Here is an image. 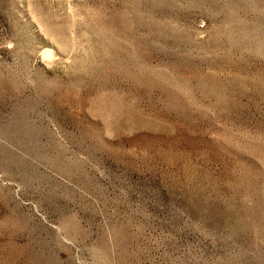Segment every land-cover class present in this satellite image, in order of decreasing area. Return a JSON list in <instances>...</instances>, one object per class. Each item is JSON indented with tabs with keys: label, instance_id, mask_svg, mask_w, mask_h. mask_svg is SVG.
<instances>
[{
	"label": "rangeland",
	"instance_id": "obj_1",
	"mask_svg": "<svg viewBox=\"0 0 264 264\" xmlns=\"http://www.w3.org/2000/svg\"><path fill=\"white\" fill-rule=\"evenodd\" d=\"M0 264H264V0H0Z\"/></svg>",
	"mask_w": 264,
	"mask_h": 264
}]
</instances>
